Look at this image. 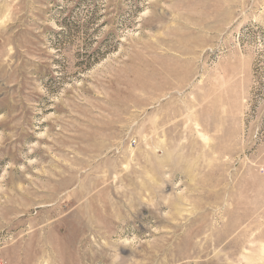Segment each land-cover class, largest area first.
I'll use <instances>...</instances> for the list:
<instances>
[{
    "label": "rangeland",
    "instance_id": "1",
    "mask_svg": "<svg viewBox=\"0 0 264 264\" xmlns=\"http://www.w3.org/2000/svg\"><path fill=\"white\" fill-rule=\"evenodd\" d=\"M0 264H264V0H0Z\"/></svg>",
    "mask_w": 264,
    "mask_h": 264
},
{
    "label": "built area",
    "instance_id": "2",
    "mask_svg": "<svg viewBox=\"0 0 264 264\" xmlns=\"http://www.w3.org/2000/svg\"><path fill=\"white\" fill-rule=\"evenodd\" d=\"M132 143H135L134 141H132Z\"/></svg>",
    "mask_w": 264,
    "mask_h": 264
}]
</instances>
